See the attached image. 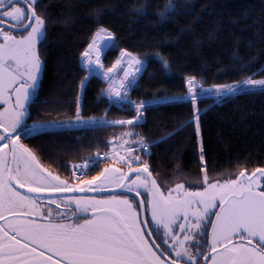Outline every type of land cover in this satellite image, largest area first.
I'll return each mask as SVG.
<instances>
[{"label": "snow or ice", "instance_id": "snow-or-ice-1", "mask_svg": "<svg viewBox=\"0 0 264 264\" xmlns=\"http://www.w3.org/2000/svg\"><path fill=\"white\" fill-rule=\"evenodd\" d=\"M59 7L54 19L43 0H0V264H264V167L211 177L199 106L201 97L222 101L244 89L264 93V66L253 73L256 57L246 60L242 54L256 43L264 45V9L257 16L243 8L238 14L229 13L226 21L223 6L204 4L197 11L192 0H161L155 6L150 0H131L124 11L135 22L154 16V26H159L191 16L179 30L181 35L195 29L202 13L215 15L208 42L220 39L228 24L255 29L246 41L232 33V66L249 75L208 85L203 75L186 73L182 93L157 91L150 99L137 101L129 92L147 70L149 54L119 48L120 54L106 64V51L118 43L117 33L103 20L118 8L111 4L91 8L87 15L94 31L78 53L84 74L77 83L75 114L32 119L34 106L48 103L39 100L38 89L46 65L42 49L49 43V24L68 28L78 19L73 5ZM152 55L162 70H171L170 56L159 50ZM94 76L106 84L98 97L107 95L117 105L127 104L134 114L108 120L109 109H105L103 117L85 116L83 94ZM177 95L191 105L187 119L156 139L136 131L153 102L175 100ZM97 121L102 126H127V130L113 134L109 151H97L70 165L76 183L43 165L39 145L25 143L42 129L90 122L96 126ZM189 127L195 135L201 174L193 183L182 176L177 163L172 172L175 181L166 180L143 157ZM137 149L141 154H136ZM179 152L176 149L173 156ZM103 161L104 166L89 176ZM25 188L27 192L21 191ZM109 188L119 189V194L104 191ZM85 190L95 194H77Z\"/></svg>", "mask_w": 264, "mask_h": 264}, {"label": "trees", "instance_id": "trees-1", "mask_svg": "<svg viewBox=\"0 0 264 264\" xmlns=\"http://www.w3.org/2000/svg\"><path fill=\"white\" fill-rule=\"evenodd\" d=\"M153 6L161 0H150ZM200 11L204 4L215 5L217 9L223 6L225 20L229 13L238 14L241 9H251L258 16L264 9V0H192ZM53 12V18L60 11L61 5H73L77 14L76 22L64 28L59 23L49 24V43L42 49L46 65L40 76L39 100L48 101L46 104L34 106L32 119H59L75 114V96L78 79L83 76L80 71L78 53L91 33L94 22L87 15L91 8L111 4L118 10L104 17L103 22L110 25L117 33L118 46L106 51L105 63L110 64L120 54L119 48H128L144 54L148 53L147 70L139 78V85L133 88L129 95L133 100L150 99L154 92L165 91L169 94H180L185 90L183 75L195 73L203 75L206 84L229 83L249 75L247 70L233 68L232 33L241 35L246 41L255 29H247L241 25L228 24L221 38L212 42L207 41L208 31L215 15L202 13V20L196 23L192 32L180 34L191 16H180L176 22H163L154 26L155 17L135 22L127 15L124 8L131 0H43ZM184 3V0H177ZM167 36V42L163 38ZM180 36L179 42L176 37ZM196 41H201L197 44ZM264 45L254 44L250 50L242 54L246 60L253 61V73L264 66ZM159 50L172 58L171 70H162L159 61L152 55ZM151 74V75H150ZM261 74H264L262 72ZM255 78V77H254ZM106 84L102 77L94 76L88 82L83 94V114L85 116L103 117L105 109H109L107 119L116 120L127 118L134 114L127 104L123 106L109 101L107 95L98 93ZM199 106L203 109L202 135L207 150L206 162L209 175L221 178L229 172H238L241 168L251 171L256 167H264V93L259 90L244 89L239 94L226 97L222 101L213 96L201 97ZM191 105L177 95V99L168 102H153L146 112L145 121L136 131L149 139L164 136L176 128L181 120L187 119ZM36 109H40L39 116ZM59 113V116L57 115ZM97 121L96 126L90 122L88 126L73 124L71 127L57 126L42 129L34 138L25 140L30 146L39 145L42 151L40 159L43 165L60 176L70 178V165L82 162L81 158L95 156L97 151L103 153L110 150L111 137L127 130L118 125L102 126ZM131 140H135L132 137ZM180 149L178 156L173 152ZM151 156H144L155 171H159L166 180L175 181L172 172L177 163L182 169V176L196 183L200 175L201 162L198 159L196 139L192 128L179 129L171 139L156 144ZM136 154H141L137 149ZM106 161L89 171V176L104 166Z\"/></svg>", "mask_w": 264, "mask_h": 264}, {"label": "flooded vegetation", "instance_id": "flooded-vegetation-1", "mask_svg": "<svg viewBox=\"0 0 264 264\" xmlns=\"http://www.w3.org/2000/svg\"><path fill=\"white\" fill-rule=\"evenodd\" d=\"M45 166V165H44ZM46 167V166H45ZM50 170V169H49ZM51 171V170H50ZM62 178H65L64 176H61ZM66 178H69V177H66ZM70 179V181L72 182V183H74V180L73 179H71V178H69ZM18 187V186H17ZM21 191H24V192H27V188H25V189H21ZM106 191H109L108 193H111V194H119V189H106ZM95 193H90V194H87V195H94ZM83 195V194H82ZM85 195V194H84ZM133 195H134V193H133ZM42 203L43 204H45V205H47L48 204V200L47 199H44L43 201H42Z\"/></svg>", "mask_w": 264, "mask_h": 264}, {"label": "water", "instance_id": "water-1", "mask_svg": "<svg viewBox=\"0 0 264 264\" xmlns=\"http://www.w3.org/2000/svg\"><path fill=\"white\" fill-rule=\"evenodd\" d=\"M105 192H109V191H106V190H104ZM90 193H92V192H88L87 190H85V192L84 193H77V194H90ZM142 216H143V214H141Z\"/></svg>", "mask_w": 264, "mask_h": 264}, {"label": "built area", "instance_id": "built-area-1", "mask_svg": "<svg viewBox=\"0 0 264 264\" xmlns=\"http://www.w3.org/2000/svg\"><path fill=\"white\" fill-rule=\"evenodd\" d=\"M101 160H102V157H101ZM78 163H81V162H78ZM74 164V163H73ZM69 173H70V177L72 178V173H71V167H70V171H69ZM75 181V180H74Z\"/></svg>", "mask_w": 264, "mask_h": 264}, {"label": "rangeland", "instance_id": "rangeland-1", "mask_svg": "<svg viewBox=\"0 0 264 264\" xmlns=\"http://www.w3.org/2000/svg\"><path fill=\"white\" fill-rule=\"evenodd\" d=\"M74 183H76V181H74ZM109 189H112V188H109ZM106 190V189H105ZM79 195H82V194H79ZM84 195V194H83Z\"/></svg>", "mask_w": 264, "mask_h": 264}]
</instances>
